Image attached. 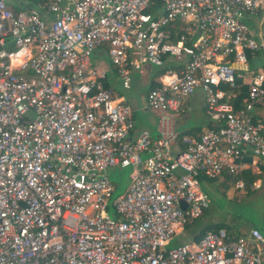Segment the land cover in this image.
Here are the masks:
<instances>
[{"label":"built area","instance_id":"obj_1","mask_svg":"<svg viewBox=\"0 0 264 264\" xmlns=\"http://www.w3.org/2000/svg\"><path fill=\"white\" fill-rule=\"evenodd\" d=\"M28 4L0 0V264H264L257 228L170 245L210 204L201 182L264 176V0ZM144 62L168 69L137 131L114 86ZM197 92L214 128L181 136ZM111 168H130L116 197Z\"/></svg>","mask_w":264,"mask_h":264},{"label":"rangeland","instance_id":"obj_2","mask_svg":"<svg viewBox=\"0 0 264 264\" xmlns=\"http://www.w3.org/2000/svg\"><path fill=\"white\" fill-rule=\"evenodd\" d=\"M91 58L96 62L97 67L110 68L109 58L102 50H96ZM264 63V56L262 58ZM259 69L262 67H258ZM157 68L147 62L142 63L131 71V86L129 90H124L120 84H115L116 91L124 97L135 112V125L139 129H150L155 125V119L148 113H141L145 108L146 92L150 81ZM201 96L193 101L194 108L189 110L190 121L181 130L197 126L202 129L210 120L205 111L200 108L202 105ZM188 104V103H187ZM264 115V108L260 110ZM145 115L146 122L142 120ZM130 168H111L107 175L117 188V194L123 193L129 185ZM260 187L246 193L245 189L236 187L233 180L222 182L221 179L201 182L203 191L209 196L210 204L203 212L202 216L193 222L186 230L184 237L176 234L171 242V246L181 245L183 242H190L194 236L200 235L210 227L225 229L228 233H247L251 229L264 230V178L260 181Z\"/></svg>","mask_w":264,"mask_h":264},{"label":"crops","instance_id":"obj_3","mask_svg":"<svg viewBox=\"0 0 264 264\" xmlns=\"http://www.w3.org/2000/svg\"><path fill=\"white\" fill-rule=\"evenodd\" d=\"M262 60H263V59H262ZM199 96L202 97L201 100H200V102H202V105H201L200 108H202V109L205 111V109H204V97H203V94H202L201 92H197V93H196V94H195V95H194V96L188 101L186 114H185L184 116H181V117H180L179 125H178V131H179V133H183V132L191 131L192 133H190V135H191V136H196V135L202 133L203 131H205L206 129H208V125L211 124V120H209L208 123H207L202 129L198 128L197 126L189 127L188 129H185V130H181V129H180V128L183 127V126H186V125L188 124V122L190 121L189 110H191L192 108H194V103H193V101H194L195 99H198ZM263 108H264V107L260 108V109L257 111V113H258V115H259V116L263 119V121H264V115H263L262 113H260V110H262ZM140 111H141V113H148V112H149V111H147L146 108H144V109H142V110H140ZM205 114H206V112H205ZM142 120H143L144 122H146V119H145V115H144V114H142ZM136 129H137V131L143 130V129H139V128H137V127H136ZM150 130H154V126H153V127L151 126ZM250 173H251V172H250ZM262 178H264L263 175H261L260 179H258V180L261 181ZM252 190H253V189H252ZM253 191H254V190H253ZM189 226H190V225H189ZM189 226L186 227L184 230L180 231V232L178 233V236L180 235V236L184 237V236L186 235L185 232H186V230L189 228ZM251 230H252V229H251ZM251 230H250V231H251ZM250 231H249V233H250ZM227 232H228V231H227ZM229 234H230L231 236H234V237L247 236V235H246L247 233H244V234H241V233H237V234H236V233H229ZM201 237H202L201 234L198 235V236H194V238H193L190 242H192V241L197 242ZM190 242H188V243H190ZM182 244H187V243H186V242H183ZM182 244H181V245H182Z\"/></svg>","mask_w":264,"mask_h":264},{"label":"trees","instance_id":"obj_4","mask_svg":"<svg viewBox=\"0 0 264 264\" xmlns=\"http://www.w3.org/2000/svg\"><path fill=\"white\" fill-rule=\"evenodd\" d=\"M29 4L27 5L30 9L31 8H35L37 7L38 3L40 0H28ZM249 61L250 64H252V58L249 55ZM168 68H162V69H157V71L155 72L154 76L152 77L149 87L147 89L146 95L148 94V92L150 91V89H152L153 87H155L157 85L156 83V78L159 77L162 73H164ZM133 118L135 120V112L133 113ZM208 128L212 129L214 128V126L212 124L208 125ZM190 133H192L191 131H187V132H183L181 133V136H185V135H190ZM261 175H253L250 173V171H244L241 175V178H243L244 181V185H245V191L246 193L250 194L253 190L252 187L254 185V183L260 179ZM227 176L224 175L221 177V181L224 182L225 180H227ZM240 180V176H237L235 179H233L234 182L239 181ZM213 181V180H211ZM116 192H117V188H116ZM114 193V197H116L117 195H119L120 193ZM205 211V210H204ZM188 227V226H187ZM218 230V228L214 227H210L207 230H204L201 235L203 236L205 233H207L208 231H216Z\"/></svg>","mask_w":264,"mask_h":264},{"label":"water","instance_id":"obj_5","mask_svg":"<svg viewBox=\"0 0 264 264\" xmlns=\"http://www.w3.org/2000/svg\"><path fill=\"white\" fill-rule=\"evenodd\" d=\"M182 207L185 208V205L182 204ZM259 230H260V229H259ZM260 231L262 232V234H263V236H264V230H260Z\"/></svg>","mask_w":264,"mask_h":264}]
</instances>
